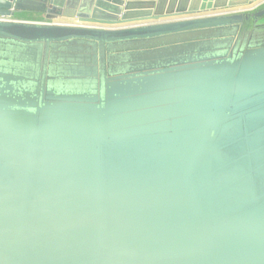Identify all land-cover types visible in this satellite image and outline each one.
I'll list each match as a JSON object with an SVG mask.
<instances>
[{"label": "water", "instance_id": "95a60500", "mask_svg": "<svg viewBox=\"0 0 264 264\" xmlns=\"http://www.w3.org/2000/svg\"><path fill=\"white\" fill-rule=\"evenodd\" d=\"M71 1L0 0V264H264V0Z\"/></svg>", "mask_w": 264, "mask_h": 264}, {"label": "crops", "instance_id": "0c3cea01", "mask_svg": "<svg viewBox=\"0 0 264 264\" xmlns=\"http://www.w3.org/2000/svg\"><path fill=\"white\" fill-rule=\"evenodd\" d=\"M15 18L22 19V20H29V21H37L41 20L39 16L35 14L25 13L23 15H17Z\"/></svg>", "mask_w": 264, "mask_h": 264}, {"label": "built area", "instance_id": "2783aa9c", "mask_svg": "<svg viewBox=\"0 0 264 264\" xmlns=\"http://www.w3.org/2000/svg\"><path fill=\"white\" fill-rule=\"evenodd\" d=\"M234 10H241V8H229V9L217 10V11H213V12H230V11H234Z\"/></svg>", "mask_w": 264, "mask_h": 264}, {"label": "trees", "instance_id": "16d2710c", "mask_svg": "<svg viewBox=\"0 0 264 264\" xmlns=\"http://www.w3.org/2000/svg\"><path fill=\"white\" fill-rule=\"evenodd\" d=\"M71 6H76V4L74 3V0L71 1Z\"/></svg>", "mask_w": 264, "mask_h": 264}, {"label": "rangeland", "instance_id": "374dc122", "mask_svg": "<svg viewBox=\"0 0 264 264\" xmlns=\"http://www.w3.org/2000/svg\"><path fill=\"white\" fill-rule=\"evenodd\" d=\"M240 8H244V6L240 7Z\"/></svg>", "mask_w": 264, "mask_h": 264}]
</instances>
